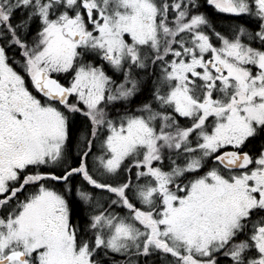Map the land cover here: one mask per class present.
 <instances>
[{
  "label": "snow or ice",
  "instance_id": "snow-or-ice-1",
  "mask_svg": "<svg viewBox=\"0 0 264 264\" xmlns=\"http://www.w3.org/2000/svg\"><path fill=\"white\" fill-rule=\"evenodd\" d=\"M0 264H264V0H0Z\"/></svg>",
  "mask_w": 264,
  "mask_h": 264
}]
</instances>
